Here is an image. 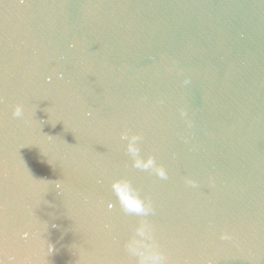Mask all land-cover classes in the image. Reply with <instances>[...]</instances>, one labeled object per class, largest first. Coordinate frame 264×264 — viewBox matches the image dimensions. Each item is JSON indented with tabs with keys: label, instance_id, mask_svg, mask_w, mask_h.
<instances>
[{
	"label": "water",
	"instance_id": "95a60500",
	"mask_svg": "<svg viewBox=\"0 0 264 264\" xmlns=\"http://www.w3.org/2000/svg\"><path fill=\"white\" fill-rule=\"evenodd\" d=\"M142 224L167 264H264V0H0V264H139Z\"/></svg>",
	"mask_w": 264,
	"mask_h": 264
},
{
	"label": "clouds",
	"instance_id": "9594fccd",
	"mask_svg": "<svg viewBox=\"0 0 264 264\" xmlns=\"http://www.w3.org/2000/svg\"><path fill=\"white\" fill-rule=\"evenodd\" d=\"M190 83L189 80H185V84ZM23 114L21 106H17L13 113L14 116L20 117ZM191 125V122H188ZM121 141L126 142V151L134 158V167L149 169L153 166L154 161L149 158L147 161H143L139 158V141L141 136L135 133H129L124 131L120 135ZM156 174L161 179H167V173L164 168L156 169ZM195 186L194 182H190ZM59 186V185H57ZM128 187L127 182H117L114 184V190L117 192L118 197L121 200V204L126 212L135 213L136 215L148 216L154 210L150 202H146L137 195L131 194L130 191H125ZM137 237H140L138 239ZM227 234H222L221 239H230ZM126 247L128 251L139 258V264H167V257L163 251L159 248V245L155 242L151 232V228L147 224H142L136 229V235L131 237Z\"/></svg>",
	"mask_w": 264,
	"mask_h": 264
}]
</instances>
